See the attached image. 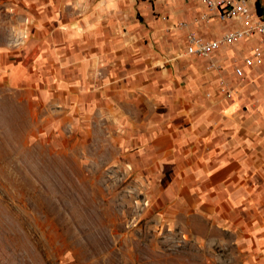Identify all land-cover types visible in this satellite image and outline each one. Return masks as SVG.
Instances as JSON below:
<instances>
[{
    "label": "crops",
    "instance_id": "obj_1",
    "mask_svg": "<svg viewBox=\"0 0 264 264\" xmlns=\"http://www.w3.org/2000/svg\"><path fill=\"white\" fill-rule=\"evenodd\" d=\"M68 9L45 3L24 56L7 63L8 85L39 91L77 132L125 131L169 202L264 264V53L244 64L260 37L198 58L186 53L188 32L215 40L240 26L195 21L203 0L80 1L75 18Z\"/></svg>",
    "mask_w": 264,
    "mask_h": 264
},
{
    "label": "rangeland",
    "instance_id": "obj_2",
    "mask_svg": "<svg viewBox=\"0 0 264 264\" xmlns=\"http://www.w3.org/2000/svg\"><path fill=\"white\" fill-rule=\"evenodd\" d=\"M80 1L94 3L0 0V264H257L230 231L169 202L125 131L77 132L39 91L8 85L45 3L75 18Z\"/></svg>",
    "mask_w": 264,
    "mask_h": 264
},
{
    "label": "built area",
    "instance_id": "obj_3",
    "mask_svg": "<svg viewBox=\"0 0 264 264\" xmlns=\"http://www.w3.org/2000/svg\"><path fill=\"white\" fill-rule=\"evenodd\" d=\"M203 2L206 12L200 16V21L212 19L221 23L233 21L238 22L240 26L215 40L205 39L196 32L190 31L186 37V53L190 56L210 59L224 46H232L243 40L260 37V43L244 59V64L247 66L260 65L263 61L264 14H259L257 10L259 0H203ZM235 74L242 80L245 77L244 69L239 66L235 67Z\"/></svg>",
    "mask_w": 264,
    "mask_h": 264
},
{
    "label": "trees",
    "instance_id": "obj_4",
    "mask_svg": "<svg viewBox=\"0 0 264 264\" xmlns=\"http://www.w3.org/2000/svg\"><path fill=\"white\" fill-rule=\"evenodd\" d=\"M263 0H259L257 3V10L259 14H264V4L262 3Z\"/></svg>",
    "mask_w": 264,
    "mask_h": 264
}]
</instances>
